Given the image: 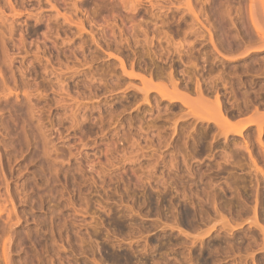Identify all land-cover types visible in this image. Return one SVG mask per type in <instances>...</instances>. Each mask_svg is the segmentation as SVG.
I'll return each mask as SVG.
<instances>
[{
    "label": "rangeland",
    "instance_id": "374dc122",
    "mask_svg": "<svg viewBox=\"0 0 264 264\" xmlns=\"http://www.w3.org/2000/svg\"><path fill=\"white\" fill-rule=\"evenodd\" d=\"M0 264H264V0H0Z\"/></svg>",
    "mask_w": 264,
    "mask_h": 264
},
{
    "label": "bare ground",
    "instance_id": "6f19581e",
    "mask_svg": "<svg viewBox=\"0 0 264 264\" xmlns=\"http://www.w3.org/2000/svg\"><path fill=\"white\" fill-rule=\"evenodd\" d=\"M247 126V124L243 125V126H240V127H235L231 130V133L233 134H237V135H240L242 133V131L245 129V127Z\"/></svg>",
    "mask_w": 264,
    "mask_h": 264
}]
</instances>
